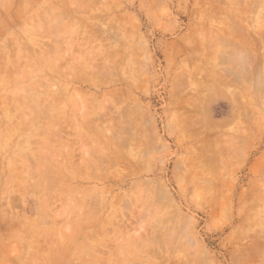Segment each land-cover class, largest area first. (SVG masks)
Returning <instances> with one entry per match:
<instances>
[{"label":"rangeland","instance_id":"374dc122","mask_svg":"<svg viewBox=\"0 0 264 264\" xmlns=\"http://www.w3.org/2000/svg\"><path fill=\"white\" fill-rule=\"evenodd\" d=\"M263 15L0 0V264H264Z\"/></svg>","mask_w":264,"mask_h":264},{"label":"bare ground","instance_id":"6f19581e","mask_svg":"<svg viewBox=\"0 0 264 264\" xmlns=\"http://www.w3.org/2000/svg\"><path fill=\"white\" fill-rule=\"evenodd\" d=\"M263 16H264V15H263ZM261 18H262V17H261ZM10 57H11V56H10ZM11 58H12V57H11ZM0 59H1V58H0ZM9 60H10V59H9ZM2 61H3V60H2ZM12 61H13V60H12ZM36 61H37V60H35V62H36ZM44 61H45V60H44ZM41 62L44 63L43 61H41ZM41 62H40V60H39V64H41V66H42V63H41ZM49 62H50V61H49ZM52 63H53V62H52ZM0 64L2 65L1 67H3L4 63H0ZM12 64H14V63H12ZM35 64H36V63H35ZM45 64H46V62H45ZM48 64H49V63H48ZM36 65H37V64H36ZM41 66H40V67L37 66V67H38V68H41ZM49 66H50V65H49ZM49 66H48V67H49ZM43 67H44V65H43ZM51 67L54 68V65L51 66ZM29 68L31 69L32 73H33V70H34V69L37 70V68H34V69H33L32 67H29ZM29 68H27L25 72H27V70H28ZM3 69H4V68H3ZM32 69H33V70H32ZM41 69H42V68H41ZM5 72H6V71H5ZM29 72H30V71H28V73H29ZM34 72H35V71H34ZM0 74H1V73H0ZM14 74H15V72H14ZM14 74H13V75H14ZM28 75H30V74H27V76H28ZM0 77H1V76H0ZM8 78L10 79V76H9ZM15 78H16V77H15ZM13 80H14V79H13ZM13 80H12V82H13ZM10 82H11V81H10ZM10 82H9V84H10ZM34 83H35V81H34ZM34 83L31 84V85H33V87H32L33 89H31L32 91L36 90V87H37V86L34 87ZM37 83L39 84V82H37ZM16 84H17V83H16ZM19 84H20V83H19ZM35 84H36V83H35ZM5 85H6V84H5ZM8 86H9V85H8ZM10 86H11V88H12V83H11ZM13 86H14V84H13ZM7 88L10 89V87H7ZM30 88H31V86H30ZM9 89H8V90H9ZM23 89H24V88H23ZM27 89H29V87L26 88V89H24V90L21 89L20 92H17V91H16L15 93H16L17 95L19 94L21 97H23V95H24V97H25V96H26L25 91H26L27 93L30 91V89H29V91H28ZM14 90H15V89H14ZM22 91H24V93H23ZM7 92H8V91H7ZM9 92H10V91H9ZM13 92H14V91H13ZM34 92H35V91H34ZM3 95H4V94H3ZM8 95H9V94H8ZM10 95L12 96L13 94H10ZM10 95H9V96H10ZM19 95H18V97H19ZM6 96H7V95H6ZM12 97H14V95H13ZM16 97H17V96H16ZM6 98H8V96H7ZM4 99H5V98H4ZM8 99H9V98H8ZM8 99H7V100H8ZM14 99H15V102H14V103L17 104L16 100H18V99H20V98H15V97H14ZM5 100H6V99H5ZM20 101H21V100H19L18 102H20ZM14 103H13V105H14ZM38 109L40 110L41 108H38ZM26 110H27V109H26ZM33 111H34V110H33ZM35 111H36V110H35ZM40 111H41V110H40ZM40 111H39V112H40ZM27 112H28V110H27ZM27 112H26V113H27ZM37 112H38V111H37ZM37 112L35 113V116H38V119H37V121H35V122H38L40 116L43 115V114H42L43 112L38 113L39 115L37 114ZM6 113H7V112H6ZM22 114H23V116H24L25 112L22 113ZM40 114H41V115H40ZM18 115L21 116L20 114H18ZM33 116H34V115H33ZM33 116H32L31 118H33ZM35 116H34V117H35ZM21 117H22V116H21ZM55 117H56V116H55ZM19 118H20V117H19ZM36 118H37V117H36ZM21 120H22V119H21ZM34 120H35V118H34ZM34 120H33V119H32V121L30 120V121L32 122V123H31V122H30V123H31V124L35 123ZM52 121H53V120H52ZM21 122H23V121H21ZM21 124H22V123H21ZM25 126H26V125H25ZM52 126H53V125H52Z\"/></svg>","mask_w":264,"mask_h":264}]
</instances>
